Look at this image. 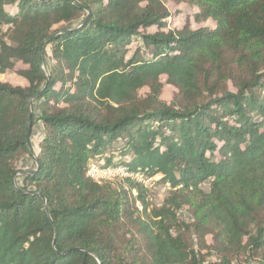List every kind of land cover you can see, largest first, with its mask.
<instances>
[{
    "label": "trees",
    "instance_id": "16d2710c",
    "mask_svg": "<svg viewBox=\"0 0 264 264\" xmlns=\"http://www.w3.org/2000/svg\"><path fill=\"white\" fill-rule=\"evenodd\" d=\"M175 1L0 0V264H264V0Z\"/></svg>",
    "mask_w": 264,
    "mask_h": 264
},
{
    "label": "rangeland",
    "instance_id": "374dc122",
    "mask_svg": "<svg viewBox=\"0 0 264 264\" xmlns=\"http://www.w3.org/2000/svg\"><path fill=\"white\" fill-rule=\"evenodd\" d=\"M165 5H166L169 13L171 14L169 17H167V22H168L169 28L180 27L185 22H188V23L190 22L191 26L193 28L197 27V25L194 24L193 22H191L192 20L190 19L192 12H195L196 8L190 7L189 4L178 3L175 0H165ZM8 10L12 11L13 8L8 7ZM199 25H201L203 27H205V26L209 27V26H212L213 23L211 21H206L204 23H200ZM153 30H154V28L150 29L149 31H153ZM20 67H21V64H17L15 69H19ZM0 80L9 82L13 85H22L25 83L24 80L16 73L15 70L1 74ZM161 82H162L161 97L165 101H170L171 98L173 97V95L176 93V89L172 85L166 83L165 77H162ZM146 90H147L146 88L142 89L141 93L144 94L146 92ZM38 137H40V134H38L36 132L34 135V138H33L34 142H37ZM116 153H117V151H108L106 155L107 156L113 155L114 160H117L118 157L116 156ZM92 163L99 165L101 175L103 174V177L100 178V181L121 180V178L125 177V176L121 177L120 175H122V174L118 173L117 172L118 170L117 171L115 170L116 169L115 167H118L120 165L109 164L107 169L104 168L105 157L98 158L97 161L94 159V161H92L91 164ZM26 168H28V167H26ZM105 171H107L106 174H104ZM133 176L136 177L137 181H140L141 179H143L142 178L143 173H139V172L130 173V175L128 177H133ZM159 177L160 176L157 175L151 179H147L146 181H144V183L147 187L148 201L150 202V204L152 206H160L169 194V190H168L169 187L168 186H163V185L155 183V181ZM124 186H127V184L124 183ZM204 189L208 190V185H204ZM137 205H139V204L137 203ZM139 208H141V207L139 206ZM181 216H182V218L186 217L184 211L181 212ZM207 241H208V243H212V236L211 235H209L207 237ZM204 253H207V255H206L207 262L215 259V257L213 255L209 254L210 252L208 249L204 250Z\"/></svg>",
    "mask_w": 264,
    "mask_h": 264
},
{
    "label": "built area",
    "instance_id": "2783aa9c",
    "mask_svg": "<svg viewBox=\"0 0 264 264\" xmlns=\"http://www.w3.org/2000/svg\"><path fill=\"white\" fill-rule=\"evenodd\" d=\"M104 168H108V166H104ZM116 171L118 173H121L122 175H120L121 177L125 176V177H128L130 175V172L129 169L126 167V166H118V167H115ZM107 171L104 172V174H106ZM137 173V172H136ZM140 173V172H139ZM88 174L95 180V181H100V178L103 177V174L101 175V171L99 169V165L98 164H95V163H92L90 164V167H89V171H88ZM105 176V175H104ZM119 176V175H118ZM135 179L136 177L133 176ZM143 178V177H142ZM137 180V179H136ZM147 179H141L140 181L144 183V181H146ZM145 184V183H144Z\"/></svg>",
    "mask_w": 264,
    "mask_h": 264
},
{
    "label": "water",
    "instance_id": "95a60500",
    "mask_svg": "<svg viewBox=\"0 0 264 264\" xmlns=\"http://www.w3.org/2000/svg\"><path fill=\"white\" fill-rule=\"evenodd\" d=\"M76 21H74L73 23H75ZM82 23H83V21H82ZM41 50H42V46H41V48H40V53H41ZM40 62H41V58H40ZM30 128V121H29V125H28V129ZM27 136H28V133H27ZM44 201H45V199H44Z\"/></svg>",
    "mask_w": 264,
    "mask_h": 264
}]
</instances>
